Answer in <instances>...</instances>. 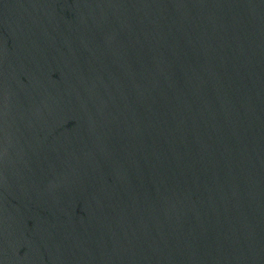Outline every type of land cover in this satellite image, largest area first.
Here are the masks:
<instances>
[{
    "label": "water",
    "instance_id": "obj_1",
    "mask_svg": "<svg viewBox=\"0 0 264 264\" xmlns=\"http://www.w3.org/2000/svg\"><path fill=\"white\" fill-rule=\"evenodd\" d=\"M0 264H264V0H0Z\"/></svg>",
    "mask_w": 264,
    "mask_h": 264
}]
</instances>
